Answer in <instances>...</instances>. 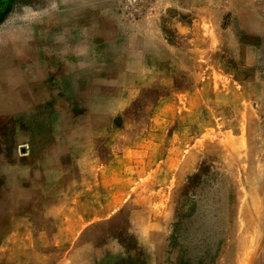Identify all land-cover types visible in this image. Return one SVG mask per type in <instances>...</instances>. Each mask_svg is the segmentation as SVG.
<instances>
[{"label": "rangeland", "instance_id": "obj_1", "mask_svg": "<svg viewBox=\"0 0 264 264\" xmlns=\"http://www.w3.org/2000/svg\"><path fill=\"white\" fill-rule=\"evenodd\" d=\"M0 264H264V0H0Z\"/></svg>", "mask_w": 264, "mask_h": 264}, {"label": "bare ground", "instance_id": "obj_2", "mask_svg": "<svg viewBox=\"0 0 264 264\" xmlns=\"http://www.w3.org/2000/svg\"><path fill=\"white\" fill-rule=\"evenodd\" d=\"M250 205H252V204H250Z\"/></svg>", "mask_w": 264, "mask_h": 264}]
</instances>
